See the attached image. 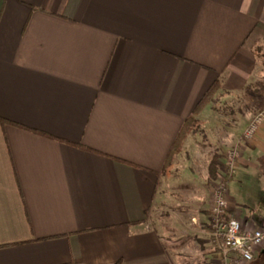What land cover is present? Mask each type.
Here are the masks:
<instances>
[{"label":"crops","instance_id":"0c3cea01","mask_svg":"<svg viewBox=\"0 0 264 264\" xmlns=\"http://www.w3.org/2000/svg\"><path fill=\"white\" fill-rule=\"evenodd\" d=\"M263 60L264 0H0V264H182L185 241L155 217L166 209L181 210L176 230L200 223L216 262L219 180L229 214L264 225V124L244 135L264 96L250 118L238 111L232 144L215 108L257 101Z\"/></svg>","mask_w":264,"mask_h":264},{"label":"built area","instance_id":"2783aa9c","mask_svg":"<svg viewBox=\"0 0 264 264\" xmlns=\"http://www.w3.org/2000/svg\"><path fill=\"white\" fill-rule=\"evenodd\" d=\"M264 124V110L257 114L245 131V138L251 139ZM240 155L237 148L229 150L226 166L235 171ZM222 175L227 176V172ZM229 190L225 180L212 185L209 228L215 243L217 264H251L258 252L264 250V225L249 230L238 217L229 214Z\"/></svg>","mask_w":264,"mask_h":264},{"label":"rangeland","instance_id":"374dc122","mask_svg":"<svg viewBox=\"0 0 264 264\" xmlns=\"http://www.w3.org/2000/svg\"><path fill=\"white\" fill-rule=\"evenodd\" d=\"M264 61V60H263ZM262 83L260 87H256V95L259 97V99L256 101L254 100L252 96V91L248 94L242 93L240 97L237 98H231L229 99L226 103H223L220 101L219 103L215 104V108L218 109V111L221 113V117H224L226 120L230 122L231 128H235L234 130L231 131V144L234 138H236V128L240 127V124L242 126V123L244 120L241 119H235L238 117V111H242V113L246 112L247 117L250 118L251 115H254L255 112L254 110L258 108V106L261 105V97L264 96V69H262ZM264 108L260 111L257 112L259 114L262 112ZM250 111V112H248ZM253 111V112H252ZM254 113V114H252ZM255 114V116L257 115ZM241 116V115H240ZM235 117V118H234ZM222 120V118H221ZM248 120V119H245ZM201 127V124L199 125ZM236 130V131H235ZM209 135H202L200 137L201 142L202 137L207 138ZM238 138V137H237ZM230 144V145H231ZM187 189V188H186ZM180 209L176 210H163V213L161 215H155V217L159 221L166 222L165 224L167 225L168 228H170V236L182 238L185 241V246L188 250V254L191 256L184 257L181 260L182 264H217L216 262L212 261L207 253V248L206 246H203L201 243H199V238H201V233H198L197 230V225L200 224L199 222L196 224L192 223L191 220L189 221L190 223L186 225L185 229H179L176 230L177 227L181 224L180 221ZM167 212V213H166ZM178 212V213H177ZM160 213V212H159ZM177 219V220H176ZM175 222V223H174ZM202 224V223H201ZM200 236V237H199ZM201 240L204 241L202 238ZM187 252V251H186ZM252 264H264V257H261L260 259L256 260Z\"/></svg>","mask_w":264,"mask_h":264},{"label":"trees","instance_id":"16d2710c","mask_svg":"<svg viewBox=\"0 0 264 264\" xmlns=\"http://www.w3.org/2000/svg\"><path fill=\"white\" fill-rule=\"evenodd\" d=\"M221 88L220 82L217 80L207 91V93L203 96L198 106L194 110L193 116L189 117L184 125L182 126L176 141L172 147V150L168 156L166 167L169 168L178 154L182 152L183 146L187 140V138L198 129L200 122L197 120V116L202 113V111L207 107L210 103H215V97L218 94ZM218 158H215L210 166V177L211 179H216L219 173V165L217 162ZM120 264V263H116Z\"/></svg>","mask_w":264,"mask_h":264},{"label":"flooded vegetation","instance_id":"af4514ba","mask_svg":"<svg viewBox=\"0 0 264 264\" xmlns=\"http://www.w3.org/2000/svg\"><path fill=\"white\" fill-rule=\"evenodd\" d=\"M261 257H264V250H262V252L260 254H257V256L255 257L253 262H255L256 260L260 259ZM253 262H251V263H253Z\"/></svg>","mask_w":264,"mask_h":264}]
</instances>
